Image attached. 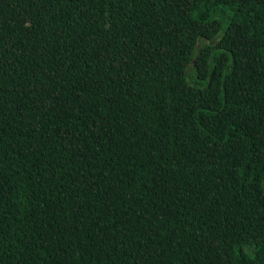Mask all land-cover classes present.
I'll return each mask as SVG.
<instances>
[{
	"label": "trees",
	"instance_id": "trees-1",
	"mask_svg": "<svg viewBox=\"0 0 264 264\" xmlns=\"http://www.w3.org/2000/svg\"><path fill=\"white\" fill-rule=\"evenodd\" d=\"M0 264H264V0H0Z\"/></svg>",
	"mask_w": 264,
	"mask_h": 264
}]
</instances>
